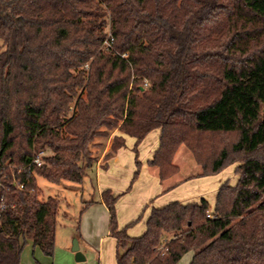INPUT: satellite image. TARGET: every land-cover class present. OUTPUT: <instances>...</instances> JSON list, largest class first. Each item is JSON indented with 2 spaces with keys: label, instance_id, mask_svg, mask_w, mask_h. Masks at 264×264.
<instances>
[{
  "label": "trees",
  "instance_id": "16d2710c",
  "mask_svg": "<svg viewBox=\"0 0 264 264\" xmlns=\"http://www.w3.org/2000/svg\"><path fill=\"white\" fill-rule=\"evenodd\" d=\"M155 130L162 183L180 174L182 146L191 178L236 165L238 182L214 209L153 208L136 238L139 220L118 223L123 194L104 191L117 264H264V0H0V264H22L29 242L55 254L61 201L42 200L37 177L82 184L97 139L113 137L110 158L132 137L135 181Z\"/></svg>",
  "mask_w": 264,
  "mask_h": 264
},
{
  "label": "rangeland",
  "instance_id": "374dc122",
  "mask_svg": "<svg viewBox=\"0 0 264 264\" xmlns=\"http://www.w3.org/2000/svg\"><path fill=\"white\" fill-rule=\"evenodd\" d=\"M158 132L159 130L153 131L151 136L152 138H149L147 143L149 141H151L152 143V140L158 137ZM106 142L107 141L104 139H97L96 141V143H101V146L95 149V154L98 157L96 167L101 161L102 163H104L106 160H108L106 154L104 155L103 153ZM127 152L130 154V158L132 159L133 163H135V169L137 170L136 152L134 151V147L132 149H128ZM141 152L142 150L138 148V154L140 153L141 155ZM46 154L48 156L49 152L46 151ZM174 162L181 169L180 174L177 175L176 178L178 180L188 178L189 176H191V174L196 175L200 172V168L196 164L193 155L185 146H182L180 148ZM122 163L124 164L123 172H121L122 176L119 177V174H111L112 178L119 177L120 179H122V177H125L127 165L129 163L128 158L124 157ZM235 168L236 165L228 167L223 171L220 177L222 179L225 178L224 180L229 181L232 186H235L238 182V175H236L235 173ZM141 171L139 177L141 175ZM134 174L132 175L130 181L126 183L127 187L125 189V194L120 197L121 199L124 195L130 194L131 198L126 199L124 202H121L120 206L117 205V217L119 224L120 218L128 216V206L132 204V201L135 200L133 202L135 203L137 200L142 199L146 195L145 192L148 191V189L144 190V192L136 190V184L139 181V178L134 181ZM113 181H117V179H113ZM117 182L119 185L123 184L122 181ZM145 182L146 181H144L143 183L146 184ZM148 182L149 180L147 179V186L145 187V189L149 188L150 182ZM37 183L42 193V200H47L48 198L52 197L57 198L61 201L56 233L55 254L52 258L40 254L42 258H39L38 253L40 252H36L34 254L32 247L28 246L31 244L28 243L23 251V255L27 254V260L25 261V264H40L42 263V260L46 261L47 264H117L115 240L112 237L106 235L105 237H103L104 241H100L99 243L101 234H105L109 229L108 219L105 218L103 223L101 219L98 220L96 218H90V216H88L87 214V212L89 211V207H86V205L89 202H97L100 198V187L98 181H96L95 170L88 171L82 184L71 182L53 184L43 177H37ZM210 186L211 184L207 183L203 187L209 188ZM130 187L131 189H129ZM212 198L210 200H212L211 202H214ZM93 208L97 209L98 204ZM149 213L150 210L148 208H143L134 222L138 220L139 221L133 224L130 227V230H137L141 227L143 228L146 224V216ZM83 222L84 230H82ZM78 226L80 228L79 231L77 230ZM77 239L81 240L80 242L83 243L82 247L80 248L81 253L83 251L87 255L86 261L84 262H77L76 254L71 251L73 242ZM192 256V253L185 255L178 264H190L192 261Z\"/></svg>",
  "mask_w": 264,
  "mask_h": 264
},
{
  "label": "crops",
  "instance_id": "0c3cea01",
  "mask_svg": "<svg viewBox=\"0 0 264 264\" xmlns=\"http://www.w3.org/2000/svg\"><path fill=\"white\" fill-rule=\"evenodd\" d=\"M120 132H115L114 135H120ZM113 135V136H114ZM152 133H150L145 140L141 143L139 146V149L142 150L141 155L138 154V159L141 162V175L139 177V181L136 184V190L144 192V190H147L145 193L146 195L142 198L137 200L135 203L132 201V204L129 205V214L126 217L120 218V224L119 226L121 228L126 227L127 225L131 224L135 221V219L139 216L141 210L143 208L149 209L150 213L146 216V224L142 228H139L137 230H128V233L131 237H140L146 232L147 227V221L150 217L151 211L153 208H162L165 207L173 202H181V203H200L202 200H206L212 209H214L216 204V198L217 193L219 191V188L223 183L226 182L224 180L225 178H220L221 172L218 175L210 176V177H202V178H191L195 174H191L188 178L184 179H176L177 176L171 178L170 180H167L165 182H161L158 176V170L156 168H152L149 166L148 162L153 159V156L160 145V130L158 132V137L152 140L153 142L147 141L149 138H152ZM113 144V137L109 139V142L106 143L105 149L103 151L104 155L111 151ZM135 144V139L132 137H126V147L124 149H121L116 155L113 157L108 158L104 163L102 161L95 167V177L96 181L99 183L100 187V194H99V200L97 202H93L89 205V211L87 212L88 216L90 218H96L98 220H102L104 223L105 218L108 219L109 222V212L105 204L102 203L101 195L106 190H111L115 195H122L126 191V183L130 181L132 175L135 173V163H133L132 159L130 158V154L127 152L128 149H132ZM140 156V157H139ZM128 158V165H127V171L125 173V177H122L120 179L119 177L122 176L121 172H123L124 164L122 163L123 158ZM102 165V166H101ZM108 173V174H107ZM112 175H118V178H112ZM113 179H117V181H122L123 184L119 185L117 181H113ZM147 179L150 182L149 188L145 187L147 186ZM146 181L144 184L143 182ZM148 182V183H149ZM210 183L211 186L209 188L203 187L205 184ZM125 184V185H124ZM136 192V191H135ZM134 192V193H135ZM126 196V197H125ZM213 197V198H212ZM131 198L130 194L124 195L120 200L118 206H120L121 202H124L126 199ZM213 199L214 202H211ZM212 203V204H211ZM98 204V208L94 209L93 207ZM102 206V207H101ZM101 208V209H100ZM97 210V211H95ZM119 213V210H118ZM87 216V215H86ZM109 224V223H108ZM82 230H84V222L82 226ZM106 235L109 236V229L104 234H101L99 238L100 241H104V238ZM79 244V251H80V257L77 259V262H84L86 261L87 255L82 251L81 253V247L83 243H81L79 239H77ZM31 245L34 254L36 252L38 253L39 258H42L40 254L44 255L38 248H34L32 243L29 242ZM39 250V251H37ZM72 251V250H71ZM73 252V251H72ZM74 253V252H73ZM77 258V257H76ZM27 260V254L23 255L21 257V263L25 264V261ZM40 260V259H39ZM117 261V259H116ZM40 263V262H39ZM40 264H47L46 261L42 260V263Z\"/></svg>",
  "mask_w": 264,
  "mask_h": 264
},
{
  "label": "built area",
  "instance_id": "2783aa9c",
  "mask_svg": "<svg viewBox=\"0 0 264 264\" xmlns=\"http://www.w3.org/2000/svg\"><path fill=\"white\" fill-rule=\"evenodd\" d=\"M107 49L110 48V45L108 43L105 44ZM124 57H127V55H124ZM145 87H148V82L145 83ZM47 156L46 151L45 150H41L38 151L35 154V157L33 159V161L31 162V164L28 166V168H33V167H42L45 163L44 158ZM20 190H24V185H20L19 186ZM208 217H212L210 214L208 215ZM134 264V263H132Z\"/></svg>",
  "mask_w": 264,
  "mask_h": 264
},
{
  "label": "water",
  "instance_id": "95a60500",
  "mask_svg": "<svg viewBox=\"0 0 264 264\" xmlns=\"http://www.w3.org/2000/svg\"><path fill=\"white\" fill-rule=\"evenodd\" d=\"M72 251L76 254L77 259L80 257L79 244L77 240H74Z\"/></svg>",
  "mask_w": 264,
  "mask_h": 264
}]
</instances>
